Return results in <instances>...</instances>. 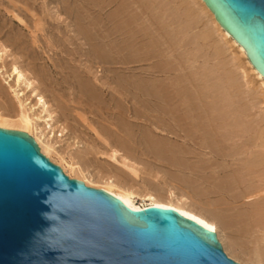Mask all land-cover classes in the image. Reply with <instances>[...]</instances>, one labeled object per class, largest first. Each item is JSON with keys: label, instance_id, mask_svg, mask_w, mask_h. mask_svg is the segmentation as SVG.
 I'll use <instances>...</instances> for the list:
<instances>
[{"label": "rangeland", "instance_id": "obj_1", "mask_svg": "<svg viewBox=\"0 0 264 264\" xmlns=\"http://www.w3.org/2000/svg\"><path fill=\"white\" fill-rule=\"evenodd\" d=\"M52 1L0 0V42L11 50L12 54L18 58L19 63L23 65L24 68L32 72L39 81L41 89L47 98L51 100L54 105H57L56 109L60 115L58 116L59 120L57 124H61V127L63 126L68 130V133L63 137L66 138L64 140L57 135L61 132V127H56L55 134L57 137L55 138L57 140L59 138L61 139L59 142L61 148L67 152L69 151V153H73L77 150V152L74 153L75 155L73 154L74 156H77L76 154L78 153L80 155V152L78 151L81 149L82 153L86 155V157H84L86 159L83 160H87L90 165L92 162L93 165L98 164L101 166L106 165V149L102 148L100 143H98L100 142V139L94 135V130L99 133L102 132L105 136L111 137L117 141L118 139L122 140L124 138L123 141L127 139V142H125L130 143L135 147V153H132L131 155L137 161L139 160L138 162L140 164H144V168L152 163L158 168V170L161 169V172L166 173V175L167 173L169 175L173 174L180 176L185 181H190V183L187 184L185 182L182 184H179L178 182L175 183L177 189L185 191L186 194L193 195L197 200L205 201L208 204L214 203V206L219 205L220 208L225 201L227 202V200L236 204L233 209L234 211L231 210L230 212H226L224 209V214H230L232 212L234 214L236 210L238 212L239 210L243 211L244 209H246L248 213L250 212V215L253 214L256 208L263 204H261L260 200H262L261 197H264V177H261V174L264 173V98L259 91L255 92L257 90H254L256 89V85L253 84V82L252 85L251 82L245 84V79H243L235 60L231 57L232 54L230 53V50L225 47L219 37L217 38L216 33V36L214 35L213 30L210 29L211 26L207 17L205 18V15L200 12L197 8L198 6L196 4L193 6L192 0ZM54 5L59 9L60 14L62 15L61 18L53 16L51 11L53 10L52 6ZM191 10H195L194 14ZM86 12L89 15L86 14ZM189 12H191L192 15ZM86 15L88 17H86ZM86 23L87 26L85 25ZM89 24L96 29L93 28L90 30L92 27L89 26ZM74 27H77L76 30L78 31L72 30ZM151 61L152 63H150ZM158 68L159 70L157 71ZM144 71L146 75H149L145 76ZM168 79L170 80L169 83ZM180 79L185 80L186 82H183ZM174 81H177L178 83H174ZM90 82L97 84V86L101 88L99 89V87H97L95 88L96 90H92L89 86ZM232 83L236 86H233ZM1 84L4 85L2 79H0V107L4 106V103L9 100L8 96L2 90ZM145 87L148 88V90H145ZM170 88L172 89L171 92ZM176 88L178 90L177 92ZM222 91L223 94H220ZM172 92H175V94ZM144 93L146 95L145 97ZM172 94L175 95L173 102L176 106L174 107L166 105L165 102L163 103V98L171 97ZM220 95L221 97H219ZM179 97L180 99L178 100ZM137 98L141 101L142 99H148V104L143 101L144 104L140 103L141 101L136 102ZM156 98H160L162 102H159L160 99L158 100ZM221 98H223V101L220 100ZM150 99L153 101L151 102ZM178 101H182V105L180 103L178 104ZM215 102L218 103L215 104ZM225 102H228L226 105H229V103L230 105L225 107ZM136 103H139L140 105H136ZM183 103H186L187 105ZM207 103L209 104L207 105ZM233 103L234 105H232ZM153 104L157 105L160 109L162 108L164 114L162 110L158 112L160 109L155 111L154 109L156 107L153 106ZM237 104L241 105L240 108H237ZM244 104H246V106ZM144 106H146V108ZM184 107L186 112L183 109ZM215 107H217V111L214 110ZM229 107H233L234 109L232 108V110L234 111L230 110ZM136 108L141 110H137ZM235 108H237V110ZM241 110H243V113ZM149 111L152 114V117L148 116L149 118H147ZM136 112L139 113H137L139 117L135 115ZM140 112L144 114L146 113V115L142 113L140 114ZM161 112L162 114H160ZM183 113L187 116V119L184 121L188 124L180 120L178 116V114L181 115ZM165 114H167V116H165ZM230 115H232L233 118ZM204 116L206 118H204ZM144 117L147 118V120H144ZM196 117H198V119ZM161 118H164L165 121H161ZM169 118L171 121H169ZM176 118H178V120ZM188 118L190 120H188ZM234 118H237V120L240 121H236V123L234 122L236 120ZM223 121H226V123ZM183 122L184 126L181 127ZM191 122L192 124H190ZM235 123L238 126L235 125ZM152 124H156V126L160 128H163L166 124L167 126L165 125V127L168 128L169 131L166 130L167 132L165 131L164 134L156 132L157 130L154 129ZM178 124L180 125L179 128H177ZM186 125H190L189 128H187ZM228 125H230L229 128L226 127ZM227 128L233 130L232 132L237 130L236 132H239L240 134L234 133V135L231 131L230 133ZM247 129L248 131H246ZM181 130H184L185 132ZM170 131L173 134H170ZM190 134L193 135L190 136ZM221 134L225 135L222 136ZM227 135L228 138L230 137L228 140ZM74 137H76L78 141L80 140L78 147H76L77 139L75 138L76 140L74 139V141ZM186 137L190 141L187 140ZM222 137H224L225 140L224 138L222 139ZM69 144L73 145L69 146ZM155 144L163 145L166 149H164L165 153L162 150L159 151L155 149V147H153ZM209 144L212 146H209ZM239 146H242L243 149ZM243 146L247 148V151H243ZM212 147H217L218 151H216L215 148V151L213 152L214 149ZM229 147L232 149L230 150L231 152L228 149ZM234 147H237L236 152ZM83 148L87 150V153H85ZM209 149L212 151L209 152ZM256 149L259 150L257 151L258 154H252V151L254 150L256 152ZM227 150L228 153L230 152L229 155L226 153L228 157H226L227 155L225 154ZM40 152L42 153L41 150ZM159 152H161L160 155L162 156L159 155ZM215 152H218V156L215 155ZM232 152H235V155L238 156L235 157L234 154H232L233 156L230 155ZM229 156H231V158ZM243 156L245 159H241ZM45 157L48 158L46 155ZM177 157H180V160H182L181 162L185 166H197L192 172L193 174L189 175L188 173H182L179 171H183V169L178 165V167L176 166L175 163L178 159ZM248 157L249 160H246ZM48 159L61 168L58 163L52 161L50 158ZM54 159L59 162V159L56 157ZM65 159L66 161H69L68 157H65ZM208 160L210 162L207 164L210 166L212 164L217 165L219 163L225 165V163H227V170L223 171L225 173H228V171L229 173L234 172L235 169L241 166L243 160L244 162L247 161L249 163H263L262 165H259V168L256 167V171L259 172H255L254 168V170L251 169L252 171L249 170V172H245V176L243 177L245 182L240 185V188L234 190L235 192L233 191L228 194L231 196L233 194L235 195L237 200H233L231 196L228 197L227 194H222L214 187L216 179L213 177V170H211L213 165L211 167L207 165V168L206 162H208ZM236 160L237 162H235ZM172 163L175 164V166ZM238 163L240 166L237 165ZM201 165H204L206 168L203 166V169H200V167H202ZM250 166L251 165L249 164V167ZM222 173H220V176ZM248 173L249 175L250 173L255 174V178L253 175L248 177ZM237 176L239 175L236 174L235 177L239 179L240 177ZM250 177L253 178L251 179ZM248 179H251V181ZM255 183L257 184L256 188L252 187L256 185ZM91 187L98 188L95 186ZM260 191L263 194H261ZM251 192H256V194H254L255 199L253 198V195H250ZM248 194L250 196H248ZM135 202L137 204L143 203L138 199H136ZM262 202H264V199ZM213 205L209 208L212 209ZM249 205L251 207H249ZM222 209L223 208H221V210ZM238 227H240V225L238 223L236 224V220H234L232 224L222 225L221 228L225 237H228L227 239H236L240 241L243 247L249 251H253L256 248L255 237L250 234H244L240 228L238 229ZM219 243L221 244L224 253L227 255L223 244L220 241ZM262 247L263 246H261L260 249L261 252L264 253V248ZM228 257L239 264H244L241 260L237 261L230 256Z\"/></svg>", "mask_w": 264, "mask_h": 264}, {"label": "water", "instance_id": "obj_2", "mask_svg": "<svg viewBox=\"0 0 264 264\" xmlns=\"http://www.w3.org/2000/svg\"><path fill=\"white\" fill-rule=\"evenodd\" d=\"M264 75V0H203ZM0 264H239L172 208L133 210L0 126Z\"/></svg>", "mask_w": 264, "mask_h": 264}, {"label": "bare ground", "instance_id": "obj_3", "mask_svg": "<svg viewBox=\"0 0 264 264\" xmlns=\"http://www.w3.org/2000/svg\"><path fill=\"white\" fill-rule=\"evenodd\" d=\"M52 1V0H51ZM56 0H53L52 2H54ZM61 1V0H60ZM63 1V0H62ZM191 1V0H190ZM189 1V2H190ZM57 2V1H56ZM68 2V1H67ZM192 5L194 6V4H196L198 7V9L200 10V12L205 15V18L207 17L208 19V22L211 26L210 29L213 30L214 32V35L216 33L217 35V38L219 37V39L223 42V44L225 45V47H227L229 50H230V53L232 54V58L235 60L236 62V65L237 67L240 69V72H241V75L243 77V79H245V84H247L248 82H251V85H252V82L253 84H255L256 86V89L254 90H257L255 92H260L261 96H263L264 98V75L257 69L256 66L253 65V63L251 62L250 60V52L241 44L239 43L227 30H225L220 24L219 22L216 20L213 12L208 8V6L205 4V2L203 0H192ZM69 3V2H68ZM103 3V2H102ZM188 3V2H187ZM191 3V2H190ZM105 4V3H104ZM103 4V5H104ZM106 5V4H105ZM188 6V5H186ZM192 6V7H193ZM103 7V6H102ZM101 7V8H102ZM99 8V9H101ZM104 8V7H103ZM52 14L54 17H58V18H61V14L59 12V9H57L56 5L52 6ZM64 9V8H63ZM83 9V8H82ZM72 10V9H71ZM190 10V9H189ZM195 10H196V6H195ZM195 10H191L192 13L194 14ZM99 11V10H98ZM122 12V11H121ZM191 14V12H189ZM86 14H88L86 12ZM188 14V13H187ZM198 14V13H197ZM200 14V13H199ZM89 15V14H88ZM192 15V14H191ZM86 17H88L86 15ZM83 19H86V18H83ZM206 19V20H207ZM94 23V22H93ZM92 23V24H93ZM207 23V21H206ZM87 26V23L85 24ZM95 25V24H94ZM93 25V26H94ZM103 25V24H102ZM208 25V24H207ZM89 26H91L89 24ZM88 26V27H89ZM87 27V28H88ZM92 27V26H91ZM86 28V29H87ZM90 28V27H89ZM88 28V29H89ZM95 27H92L90 28L93 29ZM77 27L74 29L72 28V30H76ZM96 29V28H95ZM94 29V30H95ZM209 29V30H210ZM81 30V29H80ZM78 31V30H76ZM88 31V30H87ZM96 31V30H95ZM208 31V30H207ZM73 32V31H72ZM75 33V32H74ZM78 33V32H77ZM152 33V32H151ZM153 34V33H152ZM205 34V33H203ZM202 34V35H203ZM212 34V33H210ZM98 35V34H97ZM215 35V36H216ZM153 37V36H152ZM204 37V36H203ZM152 39V38H151ZM150 39V41H151ZM219 40V41H220ZM220 41V42H221ZM149 42V41H148ZM154 43V42H153ZM147 44V43H146ZM152 45V44H150ZM148 46V45H146ZM153 47V46H152ZM149 50V49H148ZM220 50V49H219ZM146 52V51H145ZM148 52V51H147ZM150 53V52H149ZM159 53V52H158ZM157 53V54H158ZM169 53V51H168ZM167 53V54H168ZM151 54V53H150ZM149 54V55H150ZM152 54H155V53H152ZM161 54V53H160ZM143 55V54H141ZM159 55V54H158ZM151 56V55H150ZM149 56V57H150ZM161 56H164V55H161ZM144 57V56H143ZM168 57V56H167ZM138 58H141V57H138ZM148 58V56H147ZM155 59V58H154ZM232 59V60H233ZM138 60V59H137ZM151 60V59H150ZM167 60V59H166ZM146 62V61H145ZM165 62V61H164ZM152 63V61L150 62ZM149 63V64H150ZM157 63V62H156ZM155 64V63H154ZM171 65V63H170ZM173 65V64H172ZM169 66V64H168ZM158 67V66H157ZM171 67V66H170ZM169 67V68H170ZM173 67V66H172ZM150 68V67H149ZM155 68V67H154ZM179 68V67H178ZM141 69V68H140ZM145 69V68H144ZM151 69V68H150ZM148 69V70H150ZM164 69V68H163ZM147 70V71H148ZM159 70V68L157 69V71ZM172 70V69H171ZM143 71V70H142ZM141 71V72H142ZM146 71V69H145ZM144 71V73H145ZM152 71V70H151ZM149 71V72H151ZM156 71V70H155ZM162 71V69H161ZM167 71V70H166ZM165 71V72H166ZM182 71V70H180ZM164 72V73H165ZM171 72V71H170ZM177 73V72H175ZM155 74V73H154ZM168 74V72H167ZM179 74V73H178ZM184 74V73H183ZM141 75V74H140ZM149 75V74H148ZM146 75L145 73V76H148ZM153 76V75H152ZM168 76V75H167ZM176 76V75H175ZM180 76V75H179ZM154 77V76H153ZM183 77V76H182ZM229 77V76H227ZM142 78H143V75H142ZM169 78V76H168ZM177 78V77H176ZM175 78V79H176ZM186 78V77H185ZM0 79H2L3 81V84L1 86L2 90L5 92V94L8 96L9 100L6 101L4 103V106L0 107V126L1 127H7V128H21V129H25V132L34 138L35 142L37 143V145L39 146V149L42 151V153H44L48 158H50L52 161L58 163L61 168L63 169V171L69 175L70 177H75L76 179L78 180H81L83 181L85 184L87 185H90V186H95V187H98L100 189H103L105 190L106 192L112 194L113 196H116L118 197L126 206H128L129 208L133 209V210H141L143 209L144 207L146 206H159V207H163V208H172L174 210H176L177 212H179L182 216L186 217V218H189L195 222H197L198 224H200L201 226H203L204 228L208 229V230H211L213 231L218 240L223 244L224 246V249L227 253L228 256L234 258L235 260H241L244 264H264V253L261 252V249L260 247L263 246L262 248H264V202L263 199L264 197H261L262 200L261 201V206H256V210L254 211L253 214H249L247 212L246 209H244L243 211L239 210L237 212V210L235 211V213L233 214L232 213H223L224 211L226 212H230L231 210L234 211V207L236 204H234L232 201H228L227 202L225 201V203H223V207L221 206V208H223L221 210L220 206H214L213 204H208L207 202L205 201H202V200H197L193 195H190V194H186L185 191H181L180 189H177L175 187V183H190L189 180L185 181L184 179H182L180 176H176V175H173V174H168L166 175V173H163L161 172V169L158 170V168H156V166H154V164L150 163L149 166H146L145 168L143 167L144 164H140L131 154L135 153V147L133 145H131L130 143H126L127 139L125 141L122 140H115V139H112L111 137H107L104 135V133H99L98 131L94 130V135H96L98 137V139H100V146L104 149H106L105 151V156H106V165H93V163L91 162V165L90 163L87 161V160H83V159H86L84 157H86V155H84L81 151V149H79L78 152H80V155L79 153L76 154L77 156H74L75 152H77V150H75L73 153H69V151H65L64 149L61 148V144H59V142L61 141V139L57 140L55 137H57V135L59 137H64L67 133H68V130H66V128H64L63 126L61 127V124H57L58 122V116L59 113L56 109V106L57 105H54V103H52L51 100H49L47 98V96L44 94V92L42 91L41 89V85L39 83V81L37 80V78L32 74L31 71H29L28 69L24 68L23 65H21L18 61V58H16L11 50L6 46L4 45L3 43L0 42ZM141 79V78H140ZM150 79V78H149ZM171 79V78H170ZM173 79V77H172ZM146 80V79H145ZM181 81H185V80H182L180 79ZM138 82V81H137ZM143 82V81H141ZM161 82V81H160ZM170 82V80L168 79V83ZM177 82V81H174V83ZM180 82V81H179ZM186 82V81H185ZM189 82V81H188ZM147 83V82H146ZM158 83V81H157ZM178 83V82H177ZM215 83V82H214ZM235 83V82H234ZM140 84V83H139ZM139 84H137L138 86H140ZM143 84V83H141ZM150 84V83H149ZM173 84V83H172ZM183 84V83H181ZM236 84V83H235ZM234 84V85H235ZM249 84V83H248ZM103 85V84H102ZM146 85V84H145ZM151 85V84H150ZM155 85V83H154ZM159 85V84H158ZM169 85V84H168ZM177 85V84H175ZM180 85V83H179ZM233 85V83H232ZM233 85V86H234ZM86 86V85H85ZM83 86V87H85ZM90 88L92 90H94L95 88L99 87L97 86V84L93 83V82H90ZM136 86V85H134ZM166 86V85H165ZM174 86V85H173ZM229 86V85H228ZM236 86V85H235ZM250 86V85H249ZM254 86V85H253ZM137 87V86H136ZM157 87V86H156ZM171 88H173L172 86H170ZM177 87V86H176ZM184 87V86H183ZM87 88V86H86ZM101 87H99L100 89ZM135 88V87H134ZM143 88V87H142ZM164 88V87H162ZM161 88V89H162ZM166 88V87H165ZM170 88V89H171ZM214 88V87H213ZM224 88V87H223ZM228 88V87H227ZM88 89V88H87ZM137 89V88H136ZM135 89V90H136ZM179 89V88H178ZM229 89V88H228ZM96 90V89H95ZM138 90V89H137ZM136 90V92H137ZM145 90H148V88L145 87ZM154 90V88H153ZM167 90V89H166ZM182 90V89H181ZM230 90V89H229ZM140 91V90H139ZM138 91V92H139ZM172 91V89L170 90V92ZM177 88H176V92H177ZM210 91V90H209ZM150 92V91H149ZM169 92V93H170ZM186 92V90H185ZM194 92V91H193ZM217 92V91H216ZM219 92V91H218ZM226 92V91H225ZM140 93V92H139ZM158 93V92H157ZM168 93V95H169ZM173 93V92H172ZM135 94V93H134ZM151 94V93H150ZM159 94V93H158ZM175 94V92L173 93ZM172 94V95H173ZM179 94V93H178ZM185 94V93H183ZM217 94V93H216ZM215 94V95H216ZM220 94H223V91L222 93ZM137 95V94H136ZM143 95V94H142ZM171 97H165L163 98L164 101L163 103L165 102L166 105L168 106H176V104L173 102V98L175 95H173ZM219 95V94H218ZM232 95V94H231ZM230 95V96H231ZM127 96V95H126ZM134 96V95H133ZM145 93H144V97H145ZM152 96V95H151ZM151 96H148V97H151ZM178 96V95H177ZM187 96V95H185ZM185 96H183L185 98ZM203 96V95H202ZM141 97V96H140ZM155 97V96H154ZM196 97V95H195ZM206 97V96H205ZM221 97V95L219 96ZM259 97V96H258ZM153 98V97H152ZM227 98V97H226ZM225 98V99H226ZM231 98V97H229ZM234 98V97H233ZM140 99V98H139ZM158 99V98H156ZM160 99V98H159ZM158 99V100H159ZM180 99V97L178 98V100ZM183 99V98H182ZM187 99V98H185ZM204 99V98H203ZM223 98H221L220 100H222ZM151 102L153 101L152 99H150ZM218 99V101L221 103ZM230 100V99H229ZM137 101H141V100H136ZM142 101L146 104H148V99H142ZM140 102L142 104H144L143 102ZM162 102V100L160 99L159 102ZM187 101V100H186ZM191 101V100H190ZM227 101V100H226ZM242 101V100H241ZM264 101V100H263ZM150 102V103H151ZM156 103H158L157 101H155ZM182 101H178V104L180 103L181 104ZM193 102V101H192ZM210 102V101H209ZM231 102V101H230ZM155 103V104H156ZM203 103V102H202ZM205 103V102H204ZM218 103V102H215V104ZM226 103L228 102H225V107L226 106H229V105H226ZM236 103V102H235ZM139 104V103H136V105ZM160 104V103H159ZM158 104V105H159ZM183 104H186V103H183ZM209 103H207L208 105ZM222 104V103H221ZM1 105V104H0ZM140 105V104H139ZM182 105V104H181ZM187 105V104H186ZM189 105V103H188ZM205 105V104H204ZM234 105V103L232 104ZM231 105V106H232ZM237 108H240L241 105L237 104ZM246 106V104H244ZM142 106V105H141ZM140 106V107H141ZM148 106V105H147ZM156 108L154 109L155 111L156 110H159L160 108L157 106V105H154ZM164 106V105H163ZM190 106V105H189ZM197 106V105H196ZM146 108V106H144ZM143 107V108H144ZM149 107V106H148ZM147 107V108H148ZM179 107V106H178ZM213 107V106H211ZM210 107V109H211ZM219 107V106H218ZM142 108V107H141ZM217 107H215L214 110H216ZM230 110H232L231 107H229ZM228 108V109H229ZM237 108H235L237 110ZM244 108V107H243ZM137 109V108H136ZM152 109V108H151ZM171 109V108H170ZM180 109V108H179ZM185 110V107L183 108ZM188 109V108H187ZM197 109V108H196ZM200 109V107H199ZM209 109V110H210ZM213 109V108H212ZM227 109V108H226ZM234 109V108H233ZM135 110V109H134ZM137 110H141V109H137ZM147 110V109H146ZM149 110V108H148ZM163 111V109L161 108L158 112L160 111ZM168 110V109H167ZM175 110V109H173ZM177 110V109H176ZM193 110V109H191ZM213 110V111H214ZM219 110V109H218ZM221 110V109H220ZM239 110V109H238ZM244 110V109H243ZM243 110L242 113H243ZM153 111V110H152ZM199 111V110H198ZM217 111V110H216ZM234 111V110H232ZM247 111V110H246ZM144 112V111H143ZM154 112V111H153ZM186 112V110H185ZM210 112V111H209ZM215 112V111H214ZM222 112V110H221ZM227 112V111H226ZM231 112V111H230ZM236 112V111H235ZM234 112V113H235ZM138 112L135 113V115L138 116L137 114ZM142 112H140L141 114ZM156 113V112H155ZM168 113V112H166ZM182 113V112H181ZM238 113V112H236ZM241 113V114H242ZM144 114V113H142ZM162 114V112L160 113ZM163 114H164V111H163ZM170 114V112H169ZM212 114V113H211ZM224 114V113H223ZM245 114V113H244ZM146 115V113L144 114ZM159 115V114H158ZM174 115V114H172ZM177 115V114H176ZM175 115V116H176ZM198 115H199V112H198ZM197 115V116H198ZM221 115V114H220ZM148 116H151L152 117V114L148 113L147 115V118H149ZM157 116V115H156ZM161 116V115H160ZM165 116H167V114H165ZM174 116V117H175ZM179 118L180 120L184 121L186 120L187 116H185V113L179 115ZM189 116V115H188ZM192 116V115H191ZM219 116V114H218ZM232 116V115H230ZM229 116V117H230ZM143 117V116H142ZM150 117V118H151ZM170 117V116H169ZM203 117V116H201ZM209 117V115H208ZM217 117V115H216ZM226 117V116H224ZM239 117V115H238ZM245 117V116H244ZM247 117V115H246ZM245 117V118H246ZM145 118V117H144ZM147 118H145L144 120H147ZM173 118V117H172ZM193 118V117H192ZM198 119V117H196ZM204 118H206L204 116ZM213 118V117H212ZM220 118V117H219ZM218 118V119H219ZM233 118V116H232ZM244 118V119H245ZM156 119V118H154ZM170 119V118H169ZM174 119V118H173ZM178 120V118H176ZM215 119V118H214ZM236 119L234 122L238 121L237 118H234ZM152 120V119H151ZM150 120V122L152 123V121ZM161 121L164 120V118H161L160 119ZM159 120V121H160ZM188 120H190L188 118ZM187 120V121H188ZM201 120V119H200ZM220 120V119H219ZM228 120V119H227ZM246 120V119H245ZM157 121V120H156ZM158 121V123H159ZM165 121V120H164ZM171 121V119L169 120ZM194 121V120H193ZM240 121V120H239ZM238 121V122H239ZM242 121V119H241ZM173 122V121H172ZM186 122V121H184ZM184 122H183V125L181 124V127L184 126ZM219 122H222V121H219ZM224 122V121H223ZM228 122V121H227ZM247 122V121H246ZM154 123V122H153ZM161 123V122H160ZM175 123V122H174ZM177 123V122H176ZM194 123V122H193ZM226 123V121L224 122ZM237 123V122H236ZM235 123V125H237ZM245 123V122H244ZM180 124V123H179ZM178 124V127H180V125ZM186 124H188L186 122ZM192 124V122L190 123ZM201 124V123H200ZM218 124V123H217ZM228 124V123H227ZM242 124V123H241ZM249 124V123H247ZM163 125V124H161ZM160 125V126H161ZM166 125V124H165ZM164 125L163 128H160L158 126L153 125L154 126V129L157 130L156 132H161V133H165V131H169L168 128H166ZM221 125V124H220ZM219 125V126H220ZM167 126V125H166ZM171 126V125H170ZM175 126V125H174ZM177 126V125H176ZM187 126V125H186ZM190 126V125H189ZM189 126H187V128H189ZM194 126L196 127V125L194 124ZM230 125L226 126L229 128ZM232 126V124H231ZM238 126V125H237ZM243 126V125H242ZM247 126V125H246ZM56 127H61V132H59V134H55V130H56ZM162 127V126H161ZM245 127V126H244ZM119 128V127H118ZM184 128V127H183ZM198 128V127H197ZM227 128V129H228ZM231 128V127H230ZM249 128V127H247ZM174 129V128H173ZM172 129V130H173ZM226 129V128H224ZM180 130V129H179ZM185 130V129H184ZM184 130H181V131H184ZM229 130V129H228ZM244 130V129H242ZM100 131V130H99ZM103 131V130H102ZM154 131V130H153ZM166 131V132H167ZM180 131V132H181ZM201 131V129H200ZM211 131V130H210ZM219 131V130H218ZM232 132L233 130H229V132ZM237 130H234V132H232L233 134L234 133H239V132H236ZM241 131V130H239ZM248 131V129L246 130ZM105 132V131H103ZM152 132V131H151ZM150 132V133H151ZM155 132V133H156ZM171 132V131H170ZM185 132V131H184ZM187 132V131H186ZM199 132V131H198ZM197 132V133H198ZM230 132V133H231ZM243 132V131H242ZM154 133V132H153ZM169 133V132H168ZM195 133V132H194ZM218 133V132H216ZM223 133V132H221ZM170 134H173L172 132ZM183 134V133H182ZM199 134V133H198ZM201 134V132H200ZM213 134V133H212ZM227 134V133H226ZM240 134V133H239ZM169 135V134H168ZM193 135V134H190V136ZM206 135V134H205ZM211 135V134H210ZM214 135V134H213ZM222 136L225 135V134H221ZM219 135V136H221ZM231 135V134H229ZM235 135V134H234ZM242 135V134H241ZM240 135V136H241ZM171 136V135H170ZM175 136V135H173ZM237 136V134H236ZM116 137V136H115ZM120 137V136H118ZM129 137V136H128ZM169 137V136H168ZM176 137V136H175ZM179 137V136H177ZM188 137V136H187ZM186 137V139H187ZM209 137V136H208ZM235 137V136H233ZM76 137L73 138V140L75 139ZM131 138V137H130ZM171 138V137H170ZM220 138V137H219ZM218 138V139H219ZM224 137H222L223 139ZM226 138V136H225ZM224 138V140H225ZM64 140L66 138H63ZM77 139V138H76ZM75 139V140H76ZM80 139V138H79ZM185 139V140H186ZM230 139V137L228 138V135H227V140ZM238 139V137H237ZM74 140V141H75ZM189 140V139H187ZM202 140V139H201ZM210 140V139H209ZM212 140V139H211ZM73 141V142H74ZM80 141V140H79ZM77 139L76 141V147H78V143H80ZM190 141V140H189ZM214 141V140H213ZM212 141V142H213ZM231 141V140H230ZM249 141V140H248ZM222 142V141H221ZM95 143V142H94ZM194 143V141H193ZM75 144V143H74ZM202 144V143H201ZM205 144V143H204ZM208 144V143H207ZM215 144V143H214ZM213 144V145H214ZM70 145H73V144H69ZM95 145V144H94ZM152 146V145H151ZM209 146H212L209 144ZM221 146V145H220ZM244 146H247V145H244ZM243 146V147H244ZM252 146V145H251ZM74 147V148H76ZM81 147V145H80ZM98 147V146H96ZM153 147H155V149L159 150V151H163L165 153V148L163 147V145H159V144H155ZM214 147V146H213ZM212 147V148H213ZM232 147V146H230ZM230 147L228 148L229 151L232 150L230 149ZM240 147V146H239ZM73 148V147H72ZM85 148V147H84ZM83 148V150H85ZM94 148V147H93ZM100 148V147H99ZM204 148V147H203ZM206 148V147H205ZM210 148V147H209ZM216 148V151L217 150V147ZM215 148H213V152L215 151ZM222 148V147H221ZM235 148V147H234ZM237 148V147H236ZM236 148H235V152H236ZM242 148V146L240 147ZM239 148V149H240ZM249 148V146H248ZM154 149V150H155ZM165 149V150H164ZM238 149V150H239ZM243 149V148H242ZM241 149V150H242ZM247 148L244 147V150L245 151ZM259 149H263V148H259ZM87 150H85V153ZM168 151V150H167ZM174 151V150H173ZM188 151V150H187ZM212 151L211 149H209V152ZM223 151V150H222ZM247 151V150H246ZM251 151V149H250ZM254 151V150H253ZM252 151V154L253 153H257V150L256 149V152ZM98 152V151H96ZM158 152V151H156ZM155 152V154H156ZM189 152V151H188ZM212 152V153H213ZM220 152V151H219ZM224 152V151H223ZM231 152V151H230ZM229 152V153H230ZM235 152L231 153L230 155L234 154L235 155ZM262 152V151H260ZM82 153V154H81ZM103 153H104V150H103ZM175 153V151H174ZM173 153V154H174ZM228 154V150L227 152H225V154ZM239 153V152H237ZM74 154V155H73ZM161 154V152H159V155ZM172 154V156H173ZM182 154V153H181ZM188 154V153H187ZM192 154V153H191ZM210 154V153H209ZM218 152H215V155H217ZM223 154V153H222ZM226 154V155H227ZM243 154V153H241ZM251 154V152H250ZM258 154V153H257ZM88 155V154H87ZM148 155V154H147ZM150 155V154H149ZM152 155V154H151ZM176 155V154H175ZM221 155V154H220ZM228 155L226 157H228ZM263 155V154H261ZM162 156V155H160ZM233 156V155H232ZM238 156V155H235V157ZM245 156V155H244ZM243 156V158L241 159H245V157ZM249 156V154H248ZM251 156V155H250ZM260 156V155H259ZM57 158L59 159V162L58 161H55L54 158ZM65 157H68L69 158V161H66ZM176 157V156H175ZM220 157V156H219ZM225 157V155H224ZM231 158V156H229ZM256 157V156H254ZM90 158V156H89ZM88 158V159H89ZM178 159L176 160V166L178 165L182 170H179L180 172L182 173H188L189 175L193 174L192 172L195 170V168L197 166L195 165H187L185 166L180 160V157H177ZM189 158V157H188ZM187 158V159H188ZM215 158V157H214ZM221 158V157H220ZM185 159V158H184ZM211 159V158H210ZM256 159V158H255ZM253 159V160H255ZM258 159V158H257ZM264 159V158H263ZM262 159V160H263ZM68 160V159H67ZM93 160V159H92ZM161 160V159H159ZM212 160V159H211ZM214 160V159H213ZM217 160V159H216ZM224 160V159H223ZM246 160H249V157L246 159ZM90 161V159H89ZM94 161V160H93ZM97 161V160H96ZM174 161V160H172ZM234 161V160H233ZM95 162V161H94ZM196 162V161H195ZM210 161L208 160V162H206V167L208 168L211 167L210 165H208L207 163H209ZM212 162V161H211ZM232 162V161H231ZM230 162V163H231ZM237 162V160L235 161ZM252 162V161H251ZM256 162V161H255ZM97 163V162H96ZM94 163V164H96ZM170 163V162H169ZM174 163V162H173ZM172 163V164H173ZM192 163V162H191ZM190 163V164H191ZM222 163V162H221ZM233 164H235L234 162H232ZM263 162H257V163H249V162H243L241 163V166L240 164L238 163L237 165H239L240 167H238L237 165V169H235L234 172H230L228 171V173H225L223 171H226L227 170V166L228 164L225 163V165H221V164H215L213 165V168L211 170H213V177L216 179V184H215V188L217 190H219V192H221L222 194H227L228 197H230L231 195H228L230 193H232L234 190L240 188V185L245 182V180H243V177L245 176V172H249V170L251 169H255V172H259V171H256V167H260L259 165H262ZM175 164H173L175 166ZM194 164V163H193ZM249 164L251 165L249 167ZM148 165V164H147ZM205 165V164H204ZM204 165H201L202 167H200V169L202 168L203 169V166ZM208 165V166H207ZM177 166V167H178ZM233 166V165H232ZM205 167V166H204ZM205 167V168H206ZM231 167V166H230ZM234 167V166H233ZM204 168V169H205ZM236 168V167H234ZM144 169H145V172H144ZM233 169V168H231ZM253 169V170H254ZM252 171V170H251ZM223 172V173H222ZM254 172V173H255ZM220 173H222V175L220 176ZM252 173V172H251ZM250 175H255V174H251ZM262 173H263V170H262ZM239 175L237 177H240L239 179L235 177V175ZM249 173H248V177L250 176ZM259 175V173H258ZM256 175V176H258ZM262 176L261 177H264V173L261 174ZM247 177V175H246ZM259 177V176H258ZM260 177V178H261ZM251 178V177H250ZM253 178V177H252ZM251 178V179H252ZM255 178V176H254ZM251 179H248L251 181ZM247 180V181H248ZM263 180V178H262ZM253 181V180H252ZM257 181V180H256ZM258 182V181H257ZM185 184V185H186ZM192 184V183H191ZM248 184V182H247ZM256 184V183H255ZM190 185V184H189ZM251 185V184H250ZM253 185V184H252ZM243 186V185H242ZM257 184L252 186V187H255L256 188ZM251 187V186H250ZM242 188V187H241ZM244 189V188H243ZM252 189V188H251ZM253 190V189H252ZM261 190V189H259ZM258 190V191H259ZM245 191V189H244ZM243 191V192H244ZM251 191V190H250ZM255 191V190H254ZM262 191V190H261ZM260 191V192H261ZM235 192V191H234ZM240 193V191H239ZM246 194V193H245ZM254 194H256V192H251V196L253 195V198H254ZM258 194V192H257ZM261 194H263L261 192ZM197 195V194H196ZM247 195V194H246ZM245 195V196H246ZM248 194V196H250ZM234 196V197H233ZM247 197V196H246ZM231 198L233 200L236 199L235 195L233 194L231 196ZM138 199V200H141L143 203L142 204H137L135 202V200ZM250 199V198H249ZM255 199V198H254ZM237 200V199H236ZM248 202V200H247ZM246 202V203H247ZM255 203V202H254ZM253 203V204H254ZM260 204V203H258ZM212 209H210L209 207L212 206ZM256 205V204H255ZM254 205V206H255ZM248 206V204H247ZM249 207H251L249 205ZM248 207V208H249ZM253 208V207H252ZM225 209V210H224ZM224 210V211H223ZM252 212V211H251ZM236 220V224L238 223L240 225V227H238V229L240 228V230L244 233V234H250L252 235L253 237H255V249L253 251H249L248 249H246L245 247H243L240 243V241L236 240V239H227L228 237H225V235L223 234L222 232V225H226V224H232L233 221ZM261 245V246H260Z\"/></svg>", "mask_w": 264, "mask_h": 264}]
</instances>
